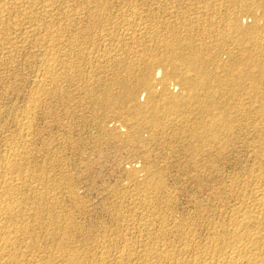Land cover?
Listing matches in <instances>:
<instances>
[{
  "label": "rangeland",
  "instance_id": "obj_1",
  "mask_svg": "<svg viewBox=\"0 0 264 264\" xmlns=\"http://www.w3.org/2000/svg\"><path fill=\"white\" fill-rule=\"evenodd\" d=\"M8 1L9 0H0V27L2 25L0 28V44H2L0 45V178H3L2 181L5 179H8V181L11 180L14 184L15 190L13 191L14 193H12L13 195L10 196V198H12L11 201H15V203L17 200L23 201L17 202L19 203V205H17L19 206V209L17 210L20 216L17 215L18 212H16L17 214L15 212V214H9L11 215L10 217L7 215L9 218L5 216L7 222L5 221L6 223H4V225H8L7 228L9 230H13L17 225H19L18 227L23 226L22 228H24V226L27 228L28 226L27 229L32 231L35 235L34 236L28 231V234L21 232L23 237L21 233L20 235L18 233V236L16 234L17 238L22 237V240L17 239L14 235V239L11 237V243L14 244L13 248L15 247L14 252L18 255L16 264H31L40 261V264H50L52 261V264H54V261L58 258L59 259L58 261H55V264H57V262L60 264L61 259L71 257L72 254L76 255V257H78L77 260H81L80 262L82 264H86V262L87 264H105L106 262V264H117V262L120 264L119 262L122 260L123 262L121 264H138L140 261L143 264H154L150 263L152 259H154L153 262L156 261L155 264H157V261H159L158 264H161L160 261L162 259L160 257L162 256L160 255L162 251L163 253L167 251L168 254L173 256L172 262H170L173 264L180 260L193 261L197 255H202L212 240L216 238V236L218 237L217 234L220 233L222 229L229 227L232 222V217L234 218L233 220H235L244 216L245 212L252 209L253 203L256 202L254 200L257 199L256 197L259 193L258 190L261 191L264 189V48L262 49L263 51L261 50L260 52L254 53V58L257 55L255 58L256 60H254V63H250L249 67L247 66L248 70L253 73L248 72L247 75L245 74V76H243V73V75L241 73L239 75V70V72L234 70L235 74H232L234 76H231V79L236 80H233L234 83H236L234 87V89H236L233 92L228 89V91L225 92L226 94L224 97L226 96L225 99L230 101H227L228 104L230 103L228 107L231 105L230 108L233 107L232 111L234 113L231 111L230 115H232V118H229V124L230 126L232 125L231 129L234 128V130L231 131L232 133L230 132L228 134V136H230H226V138L225 136H220L219 140L204 138L192 142V140L187 137L189 135L187 131L179 130L180 122L182 123L183 120L180 118L181 112L176 115L174 114L173 117L170 116L169 118H164L166 128H153V126L151 125V127L147 122L148 120L150 121L149 117L151 112H148V114L145 112L146 114L144 113L143 115L138 116L139 118H135V116L128 111L130 104L124 105L122 110L119 111L111 108L108 111L104 110L103 112V110L98 107L100 100H97L100 98V95L103 93L105 94V92H108L109 94L112 93L111 95L113 96L121 94L122 87L118 83L119 80L124 83H134L139 79L138 77H141L142 73L141 70H143L144 65L148 63H146V61L154 62V59L157 60L162 57V54H164V52L161 51L162 46L160 45L165 42L164 40L171 41L175 38L178 40V38L182 39V37L183 39H187V36L188 39L191 38V40L195 38L194 40L197 41V45H203L204 48L210 49L211 53H213L211 50H215L214 53H219V56L222 54L220 51H226V49V52L233 51L231 53H236L237 55L235 54V57L237 58L230 57V55L223 52L226 57L221 55L222 57L220 58L222 60H220L222 62L224 61L225 65L228 64L229 66L230 64L232 67L233 64L231 63L234 62L236 65H246V63H244L246 61L244 60H247L248 56L242 55V59L240 51L238 52V50H241V48L247 49L249 47V39H242L243 41L239 43L240 49L238 46H234L231 41V32L225 23L236 14V19H238V22H241H239L241 27L249 28L248 26L250 25V28H253L252 22L253 19H255L254 26L258 27L259 31L263 30L261 35L264 36V28L262 29V27H264V20L262 19L264 15V0L263 2L262 0H240L241 2L239 0H107V2H104V0H43L44 4L42 0H26L27 2L24 0H10L9 3H6ZM246 1L250 2L247 3ZM251 1L252 4L249 5ZM100 2L101 4L103 2L107 4L104 5L103 3L101 6ZM253 2L258 4L256 5L257 7L255 5V7L253 6ZM42 4L44 7H41ZM247 5L249 8H247ZM2 6L5 9H3ZM25 6H28V8ZM45 6L47 8H45ZM252 6L255 9H253ZM29 7L31 8V11ZM6 8L9 10V14ZM50 8H52V10ZM35 9L36 12H34ZM96 9L99 11L101 9V13ZM250 9L253 10L250 12ZM23 10L26 11L24 12ZM102 12H104V14ZM22 13L25 14L22 16ZM105 13L108 14L107 18H109L107 19V23L103 21L106 20L105 18L100 20L103 16L107 15ZM249 13L251 16L258 18L253 17L252 19L251 16L247 17ZM28 14H31V16L28 17ZM46 14L47 17H45ZM97 14H100L98 15V18ZM63 15H65L66 19L63 18ZM109 15H112V17ZM260 17H262V20L259 19ZM19 18L23 20L21 21ZM39 18L43 19L40 20ZM95 18L98 20L95 21ZM257 19L258 21H256ZM31 20L32 25L30 24ZM99 20L101 22H99ZM17 21L21 23V25L18 24ZM110 21L115 23V25L111 24ZM117 21L118 24L116 23ZM204 21H206L207 25H204ZM103 22L104 26L106 25L107 28L101 24ZM53 23L54 26H52ZM88 25L91 26L92 31L90 30V27L88 28ZM136 25L139 26V28ZM203 25L205 31L204 27H202ZM93 26H95V28ZM219 26H224L223 28L225 30ZM3 27L4 29H2ZM15 27L18 29L16 30ZM208 28L211 30L215 28V30H212L211 32ZM50 29H52V31H50ZM202 30L205 33H202ZM84 31H86L87 34ZM134 31L136 32L134 33ZM215 31H218L222 36L224 35V38H221L222 36L217 32L215 33ZM11 32L13 33L11 34ZM10 34L12 39L10 38ZM13 34L17 35L15 36ZM216 35L220 39L217 38ZM212 37L218 41L216 42V45L214 43L215 40H213ZM199 38L202 39L201 43L203 42L205 45L199 42ZM244 38L248 37L245 35ZM211 39L212 41L210 42ZM11 40H13V44ZM194 40L192 41L195 45ZM244 41H246L247 45ZM198 42L200 44H198ZM225 44L228 46H222ZM209 46L211 48H209ZM228 47H231L232 49ZM217 48L221 49L219 50ZM234 48L239 54L233 50ZM146 54L148 56L145 57ZM144 57L149 60H145ZM142 59L145 60V62ZM229 60L230 62H225ZM234 60H237V62ZM256 61L257 64L260 62L261 64L257 65L255 63ZM222 62L220 63V66H224V63ZM130 64L132 67H130ZM138 64L139 67L141 66L140 72L138 70ZM250 66L252 68H250ZM253 66L258 68L260 66L261 70L258 68L253 69ZM226 67H220L219 70L217 69L220 77H224L225 72L227 75L229 69ZM245 67L246 66H244V68ZM242 68L243 66L241 69ZM132 69L133 71H131ZM223 70L225 71L224 73ZM162 72L163 71L160 69H157L154 73V79H159ZM250 74L255 76H250ZM246 76L248 78H246ZM255 80L261 87L257 83H254ZM241 81L245 82V85H243ZM241 87H243V89ZM177 89L178 88L175 84L172 83L171 90L176 92ZM252 89L255 91H252ZM140 95L141 100H139L144 103L146 94L141 91ZM222 95L223 94H221V96ZM227 95H230L229 98ZM245 98H248L249 100ZM241 103L243 105H241ZM239 104L242 106H239L240 109L242 108V113L237 112L240 111L237 106ZM246 106L251 107V110ZM234 108L235 110L237 109V111H235ZM259 108H261V110H259ZM244 110L246 111L244 113L247 114V116L243 113ZM120 111L121 113H119ZM248 111L252 113L249 115ZM255 113L259 114L254 115ZM234 114L237 115L234 116ZM243 115L244 117H242ZM124 116L127 118L126 120ZM251 117H253V120L250 119ZM141 121L144 122L142 123ZM136 122L142 124L139 125L136 124ZM192 122H194V119ZM222 127V125H215L214 129L216 131ZM158 129L159 131H157ZM176 129L181 133L179 132L176 134ZM129 132L131 133V138L125 136ZM182 132H185V135ZM152 137L155 140L152 139ZM225 141L229 143L225 144ZM223 142L225 145L222 144ZM230 142H233L234 144ZM8 144L9 146H6ZM191 144L193 146L196 144L194 147L197 148L202 146V149L200 148L201 151H198L199 149L193 151L191 149V147H193ZM205 144L208 146L207 148H205ZM10 147L13 149L11 148V150ZM203 147L205 148V151ZM3 152L4 154H2ZM202 152H204L203 156H201ZM11 153L14 154V158L18 157L15 158L18 166L12 173H10L13 176L10 174V176H6L8 174L4 176L3 165H5L7 160L5 157L9 158ZM260 156L263 157L262 160V157ZM3 157L6 160H4ZM1 169L3 171H1ZM15 171L17 172L15 173ZM9 177H12V179ZM259 177L262 178L260 179ZM1 179L0 186H5L4 181L2 182ZM259 181H261V183ZM3 187L0 189H3ZM20 194L21 196H19ZM0 195L1 199L3 195L1 191ZM23 197L30 200L27 199L24 203ZM28 201L29 203L27 205L26 202ZM45 202H47V204ZM32 203H34V205L36 204V206ZM247 204L249 206H247ZM42 205L45 208L48 207L45 213V208ZM246 206L248 208L250 207V209L247 210ZM29 207L30 210L32 208V211L29 210ZM24 209H27L28 212ZM19 210H22L23 215H21L22 213ZM34 210L40 212L37 211L38 216L35 215L36 213L34 212L35 214L32 217ZM52 212H54V214ZM42 213H44V216ZM48 213L49 215H47ZM39 214H41V216H39ZM62 214L70 216L65 217L62 216ZM249 214L253 215L254 213L251 212ZM46 215L50 219L46 217ZM21 216H23L24 219L22 222L28 221L26 223H30L31 225L22 223ZM25 216L29 218H26ZM53 216L58 218L55 220V217L53 219ZM14 217L21 218L17 219ZM34 219H38V222ZM8 220H10L12 225L15 223L13 225L15 226L14 228H12L13 226ZM58 220L59 222L61 221L60 224ZM63 220L68 221L65 223ZM72 221L73 223H71ZM33 223H36L37 225H33ZM38 223H43L41 225L42 228ZM66 225L69 226L63 227ZM73 225L76 227H73ZM180 225L181 227L183 226L182 230L181 227H179ZM69 227L74 229L71 228L72 230H70ZM48 228L50 229L48 230ZM56 228L58 229L56 230ZM37 229H39L38 235L37 233H34ZM63 230L66 231L63 232ZM215 230L220 231L217 232ZM44 231L49 237L44 234ZM71 231L72 234L70 233ZM74 231H77L78 233H75ZM49 232H51L52 235L54 234L53 238ZM68 232L72 238H69ZM154 235H157V237ZM33 236L37 241L36 244L39 246L35 245L36 241L34 239L31 240ZM38 236L41 238V243L40 241L38 242ZM27 239L33 242L30 243ZM13 240L17 243L13 242ZM70 241H74L75 244H70ZM24 242L27 246L23 244ZM18 243L23 245H19ZM28 243H30L31 246ZM45 243H50V245L48 244L49 246L44 248L45 245L47 246ZM62 243L63 246L68 245L66 246L68 250L66 247L62 246ZM28 246H30V248L34 246V248L28 249ZM41 246H43V250L40 251L39 249ZM72 246H76V248L78 247V250L75 247L74 250ZM50 247L54 248H51L50 250ZM60 247L63 248L61 249ZM188 247L189 249H187ZM16 248H18V250ZM60 249L61 251L66 249L63 251L65 253L62 252V254H60ZM36 250L39 251L40 254L39 252L35 253L37 252ZM44 250H46V253ZM47 250L49 251L47 252ZM152 250L154 252H152ZM79 251H83L82 253L85 254L82 255ZM42 252L47 255L44 256ZM157 252L161 253L157 254ZM94 253L95 255L93 256ZM147 253L149 256H153L152 254H157L158 256L154 255L151 257V260H149L150 258L147 259ZM19 254H21L23 258H21ZM52 254L54 257L58 254V258H56V256L55 259ZM91 254L92 256H90ZM96 254L102 256L104 260L101 257L96 258L98 257ZM122 254H126V258H123L124 255ZM144 254L147 255L145 256ZM79 255H81V257ZM105 255H107L106 258ZM119 255H122L123 257L120 258L121 256ZM28 256L31 257L28 258ZM36 256L39 257V259H37ZM199 256H197V258H199ZM34 258H36L37 261ZM85 258H87V261ZM91 258L93 261L96 258L95 262L91 261ZM189 258L191 259L189 260ZM29 259H32V262ZM136 259H138L139 262ZM97 260H99V262H97ZM107 260L110 262L108 263ZM173 260L176 261L174 262ZM46 261L50 263H46ZM62 261L61 264H67L69 262L68 260L65 262ZM103 261L105 262L103 263ZM163 261L164 260H162V263L164 264ZM80 262L76 261L75 263L74 261L69 262L68 264H81Z\"/></svg>",
  "mask_w": 264,
  "mask_h": 264
},
{
  "label": "bare ground",
  "instance_id": "obj_2",
  "mask_svg": "<svg viewBox=\"0 0 264 264\" xmlns=\"http://www.w3.org/2000/svg\"><path fill=\"white\" fill-rule=\"evenodd\" d=\"M4 1H6V0H4ZM10 1V0H9ZM9 1L8 2H6V3H9ZM13 1V0H12ZM15 1V0H14ZM18 1V0H17ZM16 1V3L18 4V2ZM24 1H26V0H24ZM49 1V0H48ZM97 1V0H96ZM114 1V0H113ZM112 1V2H113ZM240 1V0H239ZM253 1V0H252ZM252 1H251V3H249V5L250 4H252ZM261 1V0H260ZM22 2V1H21ZM27 2V1H26ZM25 2V3H26ZM42 2H43V0H42ZM104 2H107V0L105 1L104 0ZM103 2V3H104ZM241 2V1H240ZM245 2V1H244ZM247 2V1H246ZM248 2H250V1H248ZM247 2V3H248ZM257 2V1H256ZM262 2H263V0H262ZM4 3V2H3ZM11 3V2H10ZM19 3H20V1H19ZM45 3H47V2H45ZM50 3V2H49ZM48 3V4H49ZM103 3L101 4V2H100V4H101V6L103 5ZM243 3V2H242ZM254 3V2H253ZM258 3V2H257ZM257 3H254L253 4V6L255 5H258ZM12 4V3H11ZM10 4V5H11ZM15 4V3H14ZM24 4V3H23ZM27 4V3H26ZM31 4V3H30ZM29 4V5H30ZM43 4H44V2H43ZM43 4L41 5V7L43 6ZM52 4H54V3H52ZM98 4V3H97ZM100 4H98V5H100ZM107 4V3H106ZM105 3H104V5H106ZM239 4V3H238ZM259 4H261V3H259ZM264 4V3H263ZM4 5V4H3ZM9 5V4H8ZM13 5V4H12ZM32 5V4H31ZM35 5H36V3H35ZM211 5H213V4H211ZM262 5V4H261ZM260 5V6H261ZM1 6V5H0ZM15 6V5H14ZM16 6H19V5H16ZM20 6H24V5H20ZM51 6V5H50ZM73 6V5H72ZM91 6V5H90ZM222 6H224V5H222ZM253 6H252V8H253ZM254 6V7H255ZM264 6V5H263ZM262 6V7H263ZM5 7H6V5H5ZM9 7V6H8ZM7 7V8H8ZM25 7H27L28 8V6H25ZM25 7H23V8H25ZM32 7V6H31ZM44 7V6H43ZM257 7V6H256ZM259 7V6H258ZM2 8H3V6H2ZM6 8V9H7ZM30 8V7H29ZM34 8H35V6H34ZM37 8V7H36ZM45 8H47L46 6H45ZM209 8V7H208ZM218 8V7H217ZM247 8H249L248 7V5H247ZM246 8V9H247ZM251 8V7H250ZM261 8V7H260ZM3 9H5V8H3ZM51 10H52V8H50ZM49 9V10H50ZM69 9H70V7H69ZM93 9V8H92ZM104 9V8H103ZM107 9V8H106ZM112 9V8H111ZM114 9H116V8H114ZM120 9V8H119ZM122 9V8H121ZM207 9V8H206ZM227 9V8H226ZM243 9H244V7H243ZM253 9H255V8H253ZM253 9H250V12H251V10H253ZM21 10V9H20ZM29 10V9H28ZM32 10H34V9H32ZM44 10H46V9H44ZM67 10V9H66ZM97 10V9H96ZM126 10V9H125ZM249 10V9H248ZM7 11H8V14H9V10L7 9ZM11 11V10H10ZM12 11H13V9H12ZM14 11H15V9H14ZM17 11H19V10H17ZM24 11V10H23ZM26 11V10H25ZM24 11V12H25ZM30 11H31V8H30ZM41 11L43 12V10L41 9ZM62 11V10H61ZM63 11H65V10H63ZM95 11V10H94ZM93 11V12H94ZM97 11H99V10H97ZM234 11V10H233ZM243 11V10H242ZM261 11V10H260ZM19 12H21V11H19ZM34 12H36V9H35V11ZM33 12V13H34ZM45 12V11H44ZM56 12V11H55ZM66 12H68V11H66ZM100 13H101V9H100V11H99ZM98 12V13H99ZM105 12V11H104ZM104 12H102L103 14H104ZM124 12V11H123ZM126 12H128V11H126ZM168 12V11H167ZM205 12V11H204ZM231 12H232V9H231ZM235 12V11H234ZM245 12V11H244ZM253 12V11H252ZM258 12H259V9H258ZM32 13V14H33ZM39 13V12H38ZM38 13H36V14H38ZM47 13H48V11H47ZM65 13V12H64ZM209 13V12H208ZM211 13V12H210ZM213 13V12H212ZM215 13V12H214ZM242 13V12H241ZM254 13H255V11H254ZM12 14V13H11ZM20 14V13H19ZM23 14H25V13H22V16H23ZM35 14V13H34ZM40 14V13H39ZM49 14V13H48ZM61 14V13H60ZM105 14H107V13H105ZM120 14V13H119ZM118 14V15H119ZM185 14V13H184ZM248 14V13H247ZM246 14V15H247ZM98 15H100V14H97V18H98ZM102 15V14H101ZM141 15V14H140ZM231 15V14H230ZM246 15H244V16H246ZM252 15H253V13H252ZM20 16V15H19ZM26 16V15H25ZM29 16H31V14L29 15L28 14V17ZM37 16V15H36ZM43 16H45V15H43ZM43 16H40V17H43ZM59 16V15H58ZM79 16V15H78ZM103 16V15H102ZM107 16H108V14L106 15V16H103V18H101L100 20H102V19H106V20H103V21H105V23H107L108 21H107V19H109V18H107ZM109 16H111L112 17V15H109ZM125 16V15H124ZM150 16V15H149ZM201 16V15H200ZM200 16H198V17H200ZM216 16V15H215ZM238 16V15H237ZM250 17L251 16V14L249 13V15H247V17ZM256 16H257V13H256ZM262 16V15H261ZM3 17V16H2ZM34 17V16H33ZM45 17H47V14H46V16ZM68 17V16H67ZM70 17V16H69ZM73 17V16H72ZM95 17V16H94ZM93 17V18H94ZM127 17V16H126ZM139 17V16H138ZM175 17V16H174ZM181 17H182V15H181ZM190 17V16H189ZM198 17H197V19H198ZM231 17H232V15H231ZM233 17H235V18H233ZM233 19L232 18H230V19H228L227 21H226V23L225 24H227L226 26H228L227 28H229V31L231 32L230 34H231V41H232V43H233V45L234 46H238L239 47V49H240V45H239V43L241 42V41H243L242 39H249V43H248V41H247V43L249 44V47L247 48V49H242L241 48V50H238V52L240 51V55L242 56V55H247L248 56V58H247V60H244V61H246V62H244V63H246V65H242V64H235V62L234 63H231V64H233L232 65V67H231V65L229 64V66H228V64H226L225 65V63H224V61L222 62L221 60V58L220 57H222V56H225L224 55V53L225 54H227V55H230V57L232 56V57H235L236 55L234 54V53H231V52H233V51H228V52H226L227 51V49H226V51H220L221 53V55L219 56V53H214L215 52V50L213 51V50H211L213 53H211L210 52V49H208V48H204L203 47V45L202 46H200V45H197V41L196 40H194V39H192V40H194V42H195V45H194V43H193V41L191 40V38L190 39H188V36L186 37L187 39H183V37H182V39H180V38H178V40H177V38H175V39H172L171 41L170 40H164L163 42L164 43H162V44H160L161 46H162V50H161V48H160V50L161 51H163L164 52V54H162V57L161 58H159V59H154V62H151V61H146V65H144V69L143 70H141L140 69V67H139V64L137 65L138 67H139V72H140V70H141V77H138L139 79H137V77H136V81L134 82V83H124V82H122L121 80H119V85L122 87V92H121V94H117L116 96L114 95H111V94H109L108 92L106 93L105 92V94L103 93V94H101L100 95V98H98V100L97 101H99L100 103H98L99 104V106L98 107H100L102 110H103V112H104V110L106 111H108L109 109H111V108H113V109H117L118 111L119 110H122V107L124 106V105H129L130 104V106H129V110L128 111H130V113L133 115V116H135V118L136 117H138V116H141V115H143L145 112H147V114H148V112H151L150 113V121L148 120L147 122H148V125L150 124V126L152 125L153 126V128H155V127H161L162 129L163 128H166V123H165V119L164 118H169L170 116H172L173 117V115L175 114H178L179 112H181V117L180 118H182L181 120H182V123L180 122V125H179V130L180 131H187L188 132V136L187 137H189L191 140H192V142L193 141H197V140H200V139H204V138H211V139H213V140H219L220 139V136H225V138H226V136H228V134L231 132V131H233L234 130V128L233 129H231V126H230V121H229V118L232 116V115H230L231 114V111H232V109H233V107L232 108H230V107H228L229 106V104H228V102H230V101H228L227 99H225L226 98V96L224 97V95L226 94L225 92L226 91H228V89H230L232 92L236 89H234V87H235V85H236V83H234V81H236V80H234V79H231V76H234V75H232V74H235L234 73V70L236 71H238L239 72V75H240V73L243 75V76H245V74L247 75V73L248 72H250V73H253V72H251V71H249L248 70V67H249V65H250V63H254V60H256L255 58L257 57V55H256V57L254 58V53H257V52H260L263 48H264V36H262L261 35V33H262V31L260 32L259 31V29H258V27H255L254 26V20L255 19H253V17L254 16H251V18L253 19V28H250V25L248 26L249 28H243V27H241V25L239 24V22H238V19H236V14L235 15H233ZM18 18V17H17ZM50 18V17H49ZM52 18V17H51ZM62 18V17H61ZM63 18H65V15H63ZM100 18V17H99ZM137 18V17H136ZM171 18V17H170ZM194 18V17H193ZM212 18V17H211ZM241 18V17H240ZM254 18H258V17H254ZM262 17H260L259 19H261ZM3 19V18H2ZM7 19V18H6ZM5 19V20H6ZM20 20H21V18H19ZM30 19V18H29ZM38 19V18H37ZM40 20H42L41 18H39ZM46 19V18H45ZM53 19V18H52ZM66 19V18H65ZM96 19V18H95ZM114 19V18H113ZM121 19V18H120ZM129 19V18H128ZM188 19H190V18H188ZM215 19V18H214ZM227 19V18H226ZM263 20H264V15H263V18H262ZM261 19V20H262ZM5 20H4V22H5ZM23 20V19H22ZM21 20V21H22ZM25 20H27V19H25ZM34 20V19H33ZM98 19H96L95 21H97ZM99 20V22H101ZM110 20H112V19H110ZM125 20V19H124ZM144 20V19H143ZM170 20V19H169ZM209 20V19H208ZM211 20V19H210ZM216 20V19H215ZM241 20V19H240ZM51 21V20H50ZM69 21V20H68ZM91 21V20H90ZM93 21V20H92ZM145 21V20H144ZM174 21V20H173ZM212 21V20H211ZM222 21V20H221ZM256 21H258V19L256 20ZM18 22V21H17ZM29 22V21H28ZM70 22V21H69ZM111 22V21H110ZM115 22V21H114ZM120 22V21H119ZM153 22V21H152ZM162 22V21H161ZM185 22V21H184ZM188 22V21H187ZM198 22V21H197ZM205 22V24L204 25H207V23H206V21H204ZM213 22V21H212ZM224 22V21H223ZM222 22V23H223ZM8 23H9V21H8ZM8 23H7V26H8ZM26 23V22H25ZM32 23V20L30 21V24ZM49 23V22H48ZM95 23V22H94ZM117 24H118V21L116 22ZM129 23V22H128ZM141 23V22H140ZM164 23V22H163ZM165 23H167V22H165ZM200 23V22H199ZM241 23V22H240ZM1 24V23H0ZM2 24H3V22H2ZM18 24H20L21 25V23H19L18 22ZM24 24V23H23ZM22 24V25H23ZM43 24V23H42ZM101 24H103V26H104V22L103 23H101ZM108 24H110V23H108ZM111 24H114L115 25V23H113V22H111ZM116 24V25H117ZM137 24V23H136ZM148 24V23H147ZM160 24V23H159ZM171 24V23H170ZM202 24V23H201ZM212 24V23H211ZM258 24V23H257ZM256 24V25H257ZM6 25V24H5ZM10 25H11V22H10ZM15 25H16V23H15ZM28 25V24H27ZM32 25V24H31ZM30 25V26H31ZM40 25V24H39ZM91 25V24H90ZM90 25H88V28L90 27V30H91V26ZM127 25V24H126ZM142 25V24H141ZM174 25V24H173ZM184 25V24H183ZM182 25V26H183ZM193 25H195V24H193ZM204 25L202 26V27H204ZM213 25V24H212ZM211 25V26H212ZM217 25V24H216ZM221 25V24H220ZM223 25H224V23H223ZM262 25V24H261ZM13 26V25H12ZM18 26V25H17ZM52 26H54V23H53V25ZM51 26V27H52ZM96 26V25H95ZM95 26H93L94 28H95ZM99 26H100V24H99ZM137 26V25H136ZM163 26V25H162ZM168 26V25H167ZM178 26V25H177ZM197 26V25H196ZM225 26V25H224ZM223 26V27H224ZM260 26V25H259ZM1 27H2V25H1ZM0 27V28H1ZM10 27V26H9ZM8 27V28H9ZM47 27V26H46ZM50 27V28H51ZM97 27V26H96ZM105 28H107L106 27V25L104 26ZM124 27V26H123ZM138 28H139V26H137ZM152 27V26H151ZM159 27V26H158ZM172 27V26H171ZM170 27V28H171ZM184 27V26H183ZM195 27V26H194ZM214 27V26H213ZM212 27V28H213ZM219 27H221V26H219ZM223 27H221L223 30H225ZM7 28V27H6ZM5 28V29H6ZM10 28H12V27H10ZM14 28V27H13ZM16 28V30L18 29L17 27H15ZM20 28V27H19ZM28 28V27H27ZM84 28V27H83ZM94 28H92V29H94ZM104 28V29H105ZM110 28V27H109ZM118 28V27H117ZM146 28V27H145ZM148 28V27H147ZM173 28V27H172ZM185 28V27H184ZM191 28V27H190ZM207 28V27H206ZM209 28H210V22H209ZM208 28V29H209ZM218 28V27H217ZM264 27H262V29H263ZM2 29H4V27L2 28ZM31 29V28H30ZM48 29V28H47ZM126 29V28H125ZM128 29V28H127ZM135 29V28H134ZM151 29V28H150ZM168 29V28H167ZM194 29V28H193ZM198 29V28H197ZM203 29V28H202ZM10 30V29H9ZM15 30V29H14ZM96 30V29H95ZM102 30V29H101ZM120 30V29H119ZM129 30V29H128ZM136 30V29H135ZM142 30V29H141ZM144 30H146V29H144ZM149 30V29H148ZM147 30V31H148ZM182 30V29H181ZM211 32H212V30H215V28L214 29H209ZM208 30V31H209ZM228 30V29H227ZM11 31V30H10ZM49 31V30H48ZM50 31H52V29H50ZM62 31V30H61ZM92 31V30H91ZM133 31V30H132ZM138 31H140V30H138ZM186 31V30H185ZM184 31V32H185ZM203 31V30H202ZM204 31H205V27H204ZM202 32V33H205V32ZM220 31H222V30H220ZM67 32V31H66ZM84 32H86V31H84ZM83 32V33H84ZM113 32V31H112ZM119 32V31H118ZM136 31H134V33H135ZM188 32V31H187ZM207 32V31H206ZM218 33V31H215V33ZM226 32V31H225ZM13 32H11V34H12ZM25 33V32H24ZM102 33V32H101ZM100 33V34H101ZM104 33V32H103ZM110 33V32H109ZM117 33V32H116ZM130 33H132V32H130ZM192 33V32H191ZM214 33V32H213ZM222 33H224V32H222ZM221 33V34H222ZM264 33V32H263ZM2 34V33H1ZM11 34H10V38H11ZM86 34H87V32H86ZM107 34V33H106ZM115 34V33H114ZM126 34V33H125ZM128 34V33H127ZM151 34V33H150ZM200 34V33H199ZM198 34V35H199ZM206 34H208V33H206ZM210 34V33H209ZM219 35H220V33H218ZM226 34V33H225ZM6 35V34H5ZM8 35H9V33H8ZM13 35H15V34H13ZM17 35V34H16ZM15 35V36H16ZM96 35H98V34H96ZM103 35H105V34H103ZM102 35V36H103ZM115 35H117V34H115ZM131 35V34H130ZM183 35V34H182ZM192 35V34H191ZM194 35V34H193ZM202 35V34H201ZM204 35V34H203ZM215 35V34H214ZM245 35L248 37V38H244L245 37ZM264 35V34H263ZM3 36V35H2ZM91 36H93V35H91ZM172 36V35H171ZM174 36V35H173ZM220 36H222V35H220ZM224 36V35H223ZM221 37V38H224V37ZM227 36V35H226ZM6 37V36H5ZM4 37V38H5ZM80 37V36H79ZM94 37V36H93ZM98 37V36H97ZM101 37V36H100ZM114 37V36H113ZM144 37V36H143ZM167 37V36H166ZM190 37V36H189ZM201 37V36H200ZM207 37H208V35H207ZM206 37V38H207ZM216 37H217V35H216ZM229 37V36H228ZM227 37V38H228ZM1 38V37H0ZM4 38H2V39H4ZM7 38V37H6ZM5 38V39H6ZM40 38V37H39ZM77 38V37H76ZM122 38H124V37H122ZM174 38V37H173ZM209 38V37H208ZM213 38V37H212ZM217 38H219V37H217ZM226 38V37H225ZM8 39V38H7ZM6 39V40H7ZM12 39V38H11ZM89 39V38H88ZM140 39V38H139ZM146 39V38H145ZM144 39V40H145ZM165 39H167V38H165ZM200 39V38H199ZM204 39V38H203ZM220 39V38H219ZM230 39V38H229ZM10 40V39H9ZM72 40V39H71ZM93 40V39H92ZM91 40V41H92ZM143 40V39H142ZM201 40L202 39H200V43H201ZM207 40V39H206ZM205 40V41H206ZM213 40H215L214 38H213ZM222 40V39H221ZM225 40V39H224ZM228 40V39H227ZM5 41V40H4ZM133 41V40H132ZM212 41V39L210 40V42ZM223 41V40H222ZM6 42V41H5ZM9 42V41H8ZM11 42H12V44H13V40H11ZM14 42H15V40H14ZM89 42V41H88ZM128 42V41H127ZM136 42V41H135ZM198 42V44H200ZM207 42V41H206ZM209 42V41H208ZM216 42H218V41H216L215 40V45H216ZM224 42V41H223ZM222 42V43H223ZM227 42V41H226ZM245 42V44H246V41H244ZM140 43V42H139ZM203 43V42H202ZM201 43V44H202ZM221 43V44H222ZM225 43V42H224ZM230 43V42H229ZM243 43V42H242ZM8 44V43H7ZM6 44V45H7ZM11 44V43H10ZM9 44V45H10ZM12 44H11V46H12ZM45 44V43H44ZM133 44V43H132ZM204 44V43H203ZM208 44V43H207ZM213 44V43H212ZM219 44V43H218ZM231 44V43H230ZM244 44V45H245ZM0 45H2V44H0ZM205 45V44H204ZM210 45H211V43H210ZM214 45V44H213ZM220 45V44H219ZM247 45V44H246ZM222 46H228V45H222ZM5 47V46H4ZM4 47H2V48H4ZM7 47H8V45H7ZM10 47V46H9ZM149 47V46H148ZM157 47V46H156ZM160 47V46H159ZM215 47V46H214ZM221 47V46H220ZM233 47V46H232ZM235 47V48H236ZM1 48V47H0ZM6 48V47H5ZM11 48V47H10ZM209 48H211L210 46H209ZM222 48V47H221ZM221 48H217V49H221ZM228 48H231V47H228ZM235 48L233 49V50H235ZM244 48V47H243ZM232 49V48H231ZM145 50V49H144ZM223 50H224V48H223ZM4 51V50H3ZM5 51H6V49H5ZM142 51V50H141ZM154 51V50H153ZM263 51V50H262ZM11 52V51H10ZM52 52H54V51H52ZM51 52V53H52ZM151 52V51H150ZM160 52V51H159ZM211 54H210V53ZM224 52V53H223ZM235 52H237L236 50H235ZM237 52V53H238ZM139 53V52H138ZM157 53V52H156ZM150 54V53H149ZM239 54V53H238ZM263 54H264V52H263ZM113 55V54H112ZM142 55V54H141ZM152 55H154V54H152ZM211 55H212V57H211ZM260 55V54H259ZM11 56V55H10ZM122 56V55H121ZM139 56V55H138ZM146 56H148L147 54L145 55V57ZM151 56V55H150ZM149 56V57H150ZM159 56V55H158ZM56 57V56H55ZM142 57V56H141ZM145 57H144V59H145ZM154 57V56H153ZM152 57V58H153ZM226 57V56H225ZM228 57V56H227ZM261 57H262V53H261ZM261 57H259V58H261ZM125 58V57H124ZM224 58V57H223ZM235 58H237V57H235ZM242 59H243V56L241 57ZM240 58V59H241ZM116 59V58H115ZM148 59V58H147ZM147 59H145V60H147ZM150 59H151V57H150ZM221 59V60H220ZM228 59H229V57H228ZM238 59H239V56H238ZM143 60V59H142ZM145 60H143L144 62H145ZM149 60V59H148ZM226 60V59H225ZM231 60H233V59H231ZM263 60H264V58H263ZM234 61H236L237 62V60H234ZM262 61V60H261ZM141 62V61H140ZM156 62V63H155ZM224 63V66H220V63ZM225 62H230V60L229 61H225ZM243 62V61H242ZM3 63V62H2ZM239 63V62H238ZM256 64H257V61L255 62ZM141 64V63H140ZM144 64V63H143ZM259 65L261 64V62L260 63H258ZM257 64V65H258ZM252 65V64H251ZM254 65V64H253ZM128 66H129V64H128ZM226 66H228V67H226ZM243 66V68L241 69V67ZM244 66H246L245 68H244ZM248 66V67H247ZM130 67H132L131 66V64H130ZM220 67H223V68H227V69H229V71H227L228 73H227V75H226V72L223 70V73L226 75H224V77L222 76V77H220L219 75H218V72H217V69L219 70L220 69ZM255 66H253V69H256V68H258V67H255ZM50 68V67H49ZM53 68V67H52ZM133 68H134V66H133ZM135 68V69H136ZM231 68V69H230ZM250 68H252L251 66H250ZM157 69H160L161 71H163L162 72V74H161V76H160V78L159 79H154V77H155V75H154V73L157 71ZM213 69H215V70H213ZM258 69H260V66H259V68ZM137 70V71H138ZM250 70H252V69H250ZM261 70V69H260ZM260 70H259V72H260ZM131 71H133V69L131 70ZM222 71V70H221ZM236 71V72H237ZM49 72V71H48ZM136 72V71H135ZM217 72V73H216ZM133 73V72H132ZM137 74V73H136ZM255 74H256V72H255ZM221 75V74H220ZM253 75V74H252ZM251 74H250V76H252ZM253 76H255V75H253ZM57 78H59V77H57ZM234 78V77H233ZM237 78V77H236ZM242 78V77H241ZM246 78H248L247 76H246ZM251 78V77H250ZM255 78H257V77H255ZM258 79V78H257ZM55 80H57V79H55ZM234 80V81H233ZM241 80V79H240ZM250 81H252L251 79H249ZM3 81V80H2ZM238 81V80H237ZM133 82V81H132ZM240 82V81H239ZM239 82H238V84H239ZM254 82V81H253ZM172 83H174L175 84V86L178 88L177 89V91L176 92H174V91H172L171 90V86H172ZM241 83H243V85H245L244 83L245 82H243V81H241ZM251 83V82H250ZM254 83H257L258 85H259V83L258 82H256V80H255V82ZM41 84V83H40ZM44 85V84H43ZM242 85V86H243ZM252 85V84H251ZM238 86V85H237ZM255 86H256V84H255ZM260 86V85H259ZM43 87V86H42ZM45 87V86H44ZM251 87V86H250ZM261 87V86H260ZM232 88H233V90H232ZM242 89H243V87H241ZM252 88V87H251ZM240 89V88H239ZM254 89V88H253ZM252 89V91H255V90H253ZM141 91H143V93H145L146 95H145V102L144 103H142V101H140L141 100ZM258 91V90H257ZM230 92V91H229ZM231 93V92H230ZM221 94H223L222 96H221ZM236 94V93H235ZM234 94V95H235ZM237 95V94H236ZM243 95V94H242ZM247 95V94H246ZM257 95V94H256ZM228 96V95H227ZM230 96V95H229ZM229 96H228V98H229ZM233 96V95H232ZM255 96V95H254ZM258 96V95H257ZM256 97V96H255ZM231 98V97H230ZM140 99V100H139ZM245 99H248V98H245ZM234 100H235V98H234ZM237 100V99H236ZM249 100V99H248ZM228 101V102H227ZM239 102V101H238ZM251 102V101H250ZM228 105H227V104ZM97 104V105H98ZM233 105H234V103H233ZM241 105H243L242 103H241ZM240 104L239 105H237L238 107L239 106H241ZM264 105V104H263ZM235 106V105H234ZM254 106V105H253ZM242 107V106H241ZM247 107V106H246ZM260 107V106H259ZM247 108H251V107H247ZM256 108V107H255ZM254 108V109H255ZM239 109H240V107H239ZM242 109V108H241ZM241 109H240V111H237V109L235 110V108H234V110L235 111H237V112H241ZM245 109V108H244ZM117 110H116V112H117ZM248 110V109H247ZM251 110V109H250ZM257 110V109H256ZM259 110H261V108H259ZM258 110V111H259ZM252 111H254V110H252ZM115 111H114V113H116ZM233 112V111H232ZM244 112H246L245 110L243 111V113ZM119 113H121V111L119 112ZM118 113V114H119ZM234 113V112H233ZM236 113V112H235ZM242 113V112H241ZM252 113V112H251ZM249 111H248V114L250 115L251 114ZM260 113V112H259ZM259 113H257V114H259ZM146 114V113H145ZM245 114V113H244ZM256 113L254 114V115H257ZM264 114V113H263ZM262 114V115H263ZM116 115H117V113H116ZM121 115V114H120ZM123 115V114H122ZM235 115H237V114H234V116ZM241 115V114H240ZM246 116H247V114H245ZM261 115V114H260ZM178 116V115H177ZM238 116H239V114H238ZM238 116H237V118H238ZM122 117V116H121ZM120 117V118H121ZM126 117H128V116H126ZM144 117V116H143ZM242 117H244V115L242 116ZM241 117V118H242ZM123 118V117H122ZM124 118H125V116H124ZM132 118H134V117H132ZM139 118V117H138ZM194 119V122H192L193 121V119ZM232 118V117H231ZM249 118V117H248ZM247 118V119H248ZM253 117H251L250 119H252ZM127 118H125V120H126ZM148 119V118H147ZM147 119H145V120H147ZM235 119V118H234ZM240 119V118H239ZM245 119V118H244ZM243 119V120H244ZM255 119V118H254ZM139 120V119H138ZM237 120V119H236ZM253 120V119H252ZM179 121V120H178ZM233 121V120H232ZM142 123L144 122V121H141ZM235 122V121H234ZM237 122H238V120H237ZM240 122V121H239ZM142 123H139V122H136V124H142ZM135 124V125H136ZM146 124V123H145ZM144 124V125H145ZM176 124V123H175ZM186 124V125H185ZM147 125V124H146ZM190 125V126H189ZM215 125H222L223 127L221 128V129H219V130H216L215 131V129H214V126ZM264 125V124H263ZM137 126V125H136ZM151 126V127H152ZM256 126V125H255ZM258 126V125H257ZM187 128V129H186ZM255 128V127H254ZM253 129V128H252ZM154 130V129H153ZM175 130V129H174ZM177 130V129H176ZM257 130V129H256ZM24 131V130H23ZM157 131H159V129L157 130ZM165 131V130H164ZM180 131H178L177 130V133L176 134H178ZM262 131V130H261ZM161 132H162V130H161ZM187 132H186V134H187ZM181 133V132H180ZM183 134L185 133V132H182ZM232 133V132H231ZM234 133H236V132H234ZM241 133V132H240ZM124 135V134H123ZM155 135V134H154ZM153 135V136H154ZM185 135V134H184ZM257 135V134H256ZM125 136H127L128 138H131V133L129 132L128 134H126ZM124 136V137H125ZM156 136V135H155ZM230 136V135H229ZM228 136V137H229ZM232 136V135H231ZM235 136H237V135H235ZM259 136V135H258ZM12 137V136H11ZM126 137V138H127ZM186 137V136H185ZM227 137V138H228ZM14 138V137H13ZM234 138V137H233ZM232 138V139H233ZM152 139H154L153 137H152ZM229 139V138H228ZM234 139H236V138H234ZM234 139H233V141H234ZM263 139V138H262ZM155 140V139H154ZM190 140V141H191ZM222 140H224V139H222ZM229 141H230V139H229ZM209 142V141H208ZM226 142V141H225ZM250 142V141H249ZM260 142V141H259ZM229 143V142H228ZM227 142L225 143V144H228ZM230 143H233V142H230ZM240 143H242V142H240ZM194 144V143H193ZM211 144V143H210ZM218 144V143H217ZM222 144H224V142L222 143ZM224 144V145H225ZM234 144V143H233ZM192 145V144H191ZM212 145V144H211ZM210 145V146H211ZM253 145V144H252ZM6 146H9V144L8 145H6ZM193 146V145H192ZM194 146H196V144L194 145ZM191 147V149L194 151H196V150H198V151H201L200 150V148L202 147H200V148H197V147ZM198 146V145H197ZM205 146H206V144H205ZM249 146V145H248ZM247 146V147H248ZM199 147V146H198ZM208 146H206L205 148H207ZM12 147H10V149H11ZM204 148V147H203ZM205 148H204V151H205ZM217 148V147H216ZM218 148H219V146H218ZM245 148V147H244ZM255 148V147H254ZM9 149V148H8ZM13 149V148H12ZM11 149V150H12ZM16 149V148H15ZM202 149V148H201ZM224 149V148H223ZM211 150V149H210ZM225 150V149H224ZM261 150V149H260ZM10 151V150H9ZM15 151V150H14ZM14 151H12V152H14ZM197 151V152H198ZM219 151V150H218ZM206 152H207V150H206ZM213 152V151H212ZM261 152V151H260ZM9 153V152H8ZM15 153V152H14ZM30 153V152H29ZM28 153V154H29ZM203 153L204 152H202V155L201 156H203ZM211 153V152H210ZM263 153H264V151H263ZM2 154H4V152L2 153ZM5 154H7V153H5ZM27 154V155H28ZM206 154V153H205ZM208 154H209V152H208ZM212 154V153H211ZM20 155V154H19ZM18 155V156H19ZM254 155H256V154H254ZM8 156V155H7ZM10 157L8 158V157H5V158H7V160L4 158V160H6V162H5V165H3L4 167H3V170L1 169V171H3V173H4V176L6 175V174H8V175H6V176H10L11 174L10 173H12L15 169H16V167L18 166L17 164L18 163H16L17 161H15V158H18V157H15L14 158V154L13 153H11L10 155H9ZM16 156V155H15ZM22 157H23V155H22ZM22 157H20V158H22ZM26 157V156H25ZM209 157V156H208ZM259 157V156H258ZM260 157H262V156H260ZM24 159V158H23ZM263 159V157L261 158V160ZM19 160V159H18ZM21 160V159H20ZM256 160H258V159H256ZM264 160V159H263ZM0 161H1V159H0ZM22 161V160H21ZM20 161V162H21ZM24 161V160H23ZM264 163V162H263ZM262 163V164H263ZM22 164V163H21ZM20 164V165H21ZM264 166V165H263ZM1 167H2V165H1ZM18 169V168H17ZM259 170V169H258ZM17 171H19V170H17ZM17 171H15V173L17 172ZM10 174V175H9ZM3 175V174H2ZM253 175V174H252ZM254 175H256V174H254ZM11 176H13V175H11ZM7 178V177H6ZM10 178V177H9ZM258 178V177H257ZM260 178V177H259ZM262 178V177H261ZM260 178V179H261ZM1 179V178H0ZM3 179V178H2ZM2 179H1V181H2ZM5 179V178H4ZM10 179H12V177L10 178ZM13 179H14V177H13ZM4 181V183H5V186L3 187V186H0V188L1 187H3V189H0V191L2 192V197H1V199H0V264H16V262H17V256L18 255H16L15 254V250H14V248H13V243H11V241H12V239H14V236H16V234H17V236H18V233H19V235H20V233L21 232H23V233H27L28 234V231H30V230H28L27 228H28V226H27V228H25V226H24V228H22L21 226L20 227H18L19 225H17V227H15V226H13L15 223H13V225L11 224V222H10V220H8L9 222H10V224L13 226L12 228H14L13 230H9L7 227H8V225H4V223H6L7 222V220L5 219L6 217L7 218H9L11 215H9V214H12V213H16V212H18V210L17 209H19V206H17V205H19V203H17V202H20V201H18L17 200V202L15 203V201L13 202V201H11V199L12 198H10V196L11 195H13L12 193H14L13 191L15 190V187H14V184L11 182V180L10 181H8V179H5V180H3ZM2 181V182H3ZM6 181V182H5ZM14 181V180H13ZM262 181V180H261ZM261 181H259L260 183H261ZM16 183V182H15ZM162 184V183H161ZM255 185V184H254ZM262 185V184H261ZM246 186V185H245ZM244 186V187H245ZM255 187V186H254ZM17 188V187H16ZM231 188V187H230ZM243 189V188H242ZM246 189H248V188H246ZM249 189H250V187H249ZM248 189V190H249ZM258 190V189H257ZM17 192V191H16ZM21 192V191H20ZM19 192V193H20ZM258 196L256 197L257 199H255L254 201H256L255 203H253V206H252V211L251 210H248V209H250V207L248 208L247 206H249L248 204H247V206H246V208H247V210H248V212L249 211H251L252 213H254L253 215L252 214H249V213H251V212H245L244 213V216H241L240 218H237V219H235V220H233L234 218L232 217V222H231V224L229 225V227H226L225 229H222V231L220 232V233H218L217 235H218V237L216 236V238H214L213 240H212V242L208 245V247L207 246H205V247H207V249L202 253V255L201 256H199V255H197V256H199V258H197V256H196V258L192 261H181L180 259V261H177L175 264H264V189H262L261 191H259L258 190ZM244 193V192H243ZM15 194H18V193H15ZM230 194V193H229ZM1 196V195H0ZM19 196H21V194L19 195ZM23 196V195H22ZM250 197H252V196H250ZM15 198H16V196H15ZM21 198V197H20ZM24 198V197H23ZM26 198V197H25ZM24 198V203H25V200L27 201V199L28 198H26L25 199ZM29 198H31V197H29ZM39 198V197H38ZM41 199V198H40ZM28 200H30V199H28ZM243 200H244V198H243ZM23 201V200H22ZM21 201V202H22ZM250 201V200H249ZM31 202V201H30ZM48 202V201H47ZM47 202H45L46 204H47ZM23 203V204H24ZM27 203V205H28V203H29V201L28 202H26ZM37 203V202H36ZM41 203H43V202H41ZM44 203V204H45ZM22 204V203H21ZM33 205H34V203H32ZM38 204V203H37ZM43 204V205H44ZM45 204V205H46ZM50 204V203H49ZM251 204V203H250ZM42 205V206H43ZM241 205V204H240ZM34 206H36V204L34 205ZM39 206V205H38ZM51 206V205H50ZM243 206V205H242ZM20 207H21V205H20ZM22 207H23V205H22ZM26 207V206H25ZM30 207H31V204H30ZM30 207H29V210H30ZM44 207V206H43ZM47 207V206H46ZM51 207H53V206H51ZM54 207L56 208V206L54 205ZM154 207V206H153ZM240 207V206H239ZM34 208V207H33ZM36 208V207H35ZM42 208V207H41ZM45 208V207H44ZM27 209H28V207H27ZM27 209L25 210L26 212H28L27 211ZM40 209V208H39ZM46 209H48V207L47 208H45V211H44V213L46 212ZM53 209V208H52ZM144 209V208H143ZM240 209V208H239ZM17 210V211H16ZM23 210V209H22ZM22 210H19V211H21V213H22ZM54 210V209H53ZM246 210V211H247ZM24 211V212H25ZM30 211H32V208H31V210ZM38 211V210H37ZM37 211L36 210H34L33 211V213H32V217H33V215L35 214V215H37L38 213H37ZM43 211V210H42ZM41 211V212H42ZM49 211V210H48ZM52 211V210H51ZM242 211V210H241ZM35 212V213H34ZM38 212H40V211H38ZM55 212H58V211H55ZM14 213V214H15ZM44 213H42L43 214V216H44ZM50 213V212H49ZM49 213L47 214V215H49ZM53 214H54V212H52ZM51 213V214H52ZM246 213H248V214H246ZM14 214H13V216H14ZM17 214V213H16ZM52 214V215H53ZM56 214H58V213H56ZM55 214V215H56ZM243 214V213H242ZM7 215H9V217L7 216ZM18 216H20L19 215V212H18V214H17ZM21 215H23V213L21 214ZM46 215V217H48ZM60 215V214H59ZM58 215V216H59ZM6 216V217H5ZM12 216V217H13ZM29 216H31V215H29ZM38 216V215H37ZM39 216H41V214H39ZM42 216V217H43ZM62 216H65V215H63L62 214ZM67 216V215H66ZM65 216V217H66ZM68 216H70V215H68ZM67 216V217H68ZM22 217V220H21V222L24 220L23 219V216H21ZM21 217H18V218H21ZM26 218H29V217H27V216H25ZM24 217V218H25ZM54 217L55 216H53V219H54ZM60 217V216H59ZM65 217H63V218H65ZM159 217V216H158ZM162 217V216H161ZM236 217V216H235ZM14 218H17V217H14ZM17 218V219H18ZM49 218V217H48ZM56 218H58V217H55V220H56ZM62 218V217H61ZM71 218V217H70ZM40 219V218H39ZM47 219V218H46ZM50 219V218H49ZM160 219V218H159ZM165 219V218H164ZM163 219V220H164ZM167 219V218H166ZM28 220V219H27ZM30 220V219H29ZM34 220H38V219H34ZM41 220V219H40ZM39 220V221H40ZM6 221V222H5ZM46 221H48V220H46ZM61 221H62V219H61ZM60 221V222H61ZM63 221H65V223L68 221H66V220H63ZM152 221V220H151ZM20 222V223H21ZM26 222H28V221H25V222H22V223H25V224H27ZM30 222V221H29ZM38 222V221H37ZM58 222H59V220H58ZM57 222V223H58ZM60 222H59V224H60ZM31 223H32V221H31ZM44 223V222H43ZM42 223V224H43ZM52 223V222H51ZM71 223H73V221L71 222ZM229 223V222H228ZM17 224V223H16ZM30 223H28L27 225H29ZM34 224H36V223H33V225ZM42 224H39L38 223V225L42 228ZM45 224V223H44ZM48 224V223H47ZM50 224V223H49ZM59 224H58V226H59ZM69 224V223H68ZM154 224V223H153ZM160 224V223H159ZM166 224V223H165ZM184 224V223H183ZM182 224V225H183ZM215 224V223H214ZM31 225V224H30ZM37 225V224H36ZM51 225V224H50ZM53 225H56V224H53ZM71 225V224H70ZM47 226V225H46ZM69 226V225H68ZM67 225L66 226H63V227H68ZM72 226V225H71ZM142 226V225H141ZM154 226V225H153ZM185 226V225H184ZM227 226V225H226ZM33 227V226H32ZM38 227V226H37ZM73 227H76V226H74L73 225ZM156 227V226H155ZM179 227H181V225L179 226ZM183 227V226H182ZM182 227H181V230H182ZM30 228V227H29ZM35 228V227H34ZM33 228V229H34ZM39 228V227H38ZM45 228V227H44ZM70 228V227H69ZM72 228V227H71ZM70 228V230H72V229H74V228H72L71 229ZM78 228V227H77ZM146 228V227H145ZM177 228V227H176ZM220 228V227H219ZM223 228V227H222ZM227 228H229V229H227ZM50 228H48V230H49ZM54 229H55V227H54ZM58 228H56V230H57ZM62 229V228H61ZM60 229V230H61ZM68 229V228H67ZM150 229V228H149ZM32 230V229H31ZM38 230L39 229H37V231L36 232H34L35 234L37 233V235L39 234L38 233ZM41 230V229H40ZM80 230V229H79ZM157 230V229H156ZM166 230V229H165ZM176 230V229H175ZM185 230V229H184ZM183 230V231H184ZM190 230V229H189ZM220 230H221V228H220ZM220 230H218V231H220ZM52 231V230H51ZM66 230H63V232H65ZM78 231V230H77ZM77 231H74L75 233L77 232ZM151 231V230H150ZM154 231V230H153ZM215 231H217V230H215ZM217 231V232H218ZM31 233H32V231H30ZM83 232V231H82ZM82 232H81V234H82ZM152 232V231H151ZM189 232V231H188ZM216 232V233H217ZM50 234H51V232H49ZM48 233V234H49ZM55 233H57V232H55ZM61 233V232H60ZM69 233V232H68ZM71 234H72V231L70 232ZM70 233H69V238H72L71 236H70ZM78 233V232H77ZM156 233V232H155ZM26 234V235H27ZM33 234V233H32ZM31 234V235H32ZM44 234H46V236L47 237H49L48 235H47V233L44 231ZM58 234V233H57ZM56 234V235H57ZM66 234H67V232H66ZM164 234V233H163ZM192 234V233H191ZM215 234V233H214ZM14 235V236H13ZM21 235H22V233H21ZM26 235H25V237H26ZM34 235V234H33ZM40 235H41V233H40ZM52 235V234H51ZM51 235H50V238H51ZM54 235V234H53ZM53 235H52V238H53ZM68 235V234H67ZM186 235V234H185ZM17 236H16V238H17ZM28 236V235H27ZM35 236V235H34ZM34 236H33V238H31V240L32 239H34L35 241H36V239L34 238ZM60 236V235H59ZM63 236V235H62ZM61 236V237H62ZM140 236V235H139ZM141 236H143V235H141ZM155 236V235H154ZM163 236V235H162ZM178 236V235H177ZM11 237H13L12 239H11ZM21 237V236H20ZM22 237H23V235H22ZM21 237V238H22ZM30 237H32V236H30ZM43 237V236H42ZM44 237H45V235H44ZM66 237V236H65ZM75 237V236H74ZM145 237V236H144ZM155 237H157V235L155 236ZM154 237V238H155ZM166 237V236H165ZM164 237V238H165ZM186 237V236H185ZM15 238V239H16ZM21 238H17V239H21ZM49 238V239H50ZM58 238H60V237H58ZM67 238V237H66ZM161 238V237H160ZM182 238V237H181ZM186 238H188V237H186ZM41 238H39V236H38V242L40 241V243H41V240H40ZM44 239V238H43ZM61 239V238H60ZM63 239H65V238H63ZM163 239V238H162ZM212 239V238H211ZM22 240V239H21ZM26 240V239H25ZM24 240V241H25ZM28 240V239H27ZM45 240V239H44ZM47 240H48V238H47ZM46 240V241H47ZM54 240H55V238H54ZM68 240H70V239H68ZM67 240V241H68ZM72 240V239H71ZM74 240V239H73ZM157 240V239H156ZM191 240H192V238H191ZM18 241V240H17ZM29 241V240H28ZM58 241H59V239H58ZM61 241V240H60ZM151 241V240H150ZM190 241V240H189ZM206 241V240H205ZM13 242H16L15 240H13ZM21 242H23V241H21ZM30 243H32L31 241H29ZM43 242V241H42ZM62 242V241H61ZM63 242H65V241H63ZM71 242H73V243H71ZM156 242V241H155ZM158 242V241H157ZM188 242V241H187ZM191 242V241H190ZM17 243V242H16ZM30 243H28L29 245H30ZM37 243V241L35 242V245H38V244H36ZM53 243V242H52ZM58 243V242H57ZM57 243H55V244H57ZM152 243V242H151ZM206 243H207V241H206ZM19 245L21 244V243H18ZM23 244H25V242L23 243ZM23 244H21V245H23ZM34 244V243H33ZM32 244V245H33ZM45 244H47V243H45ZM49 245H50V243H48ZM47 244V246L45 245V247L44 248H46V247H48L49 245ZM54 244V243H53ZM70 244H75V242L74 241H70ZM69 244V245H70ZM78 244V243H77ZM147 244V243H146ZM150 244V243H149ZM16 245V244H15ZM26 246H27V244H25ZM40 245H42V244H40ZM44 245V244H43ZM85 245V244H84ZM205 245V244H204ZM207 245V244H206ZM17 246V245H16ZM26 246H25V249H26ZM31 246V245H30ZM30 246H28V249H31V248H34V246L33 247H31L30 248ZM39 246V245H38ZM53 246V245H52ZM57 246V245H56ZM59 246V245H58ZM62 246H63V243H62ZM66 246H68V245H66ZM66 246H63V247H66ZM71 246V245H70ZM69 246V247H70ZM152 246V245H151ZM194 246V245H193ZM18 247V246H17ZM24 247V246H23ZM22 247V248H23ZM42 247L43 246H41V248L39 249L40 251L41 250H43L42 249ZM55 247V246H54ZM54 247H50V250H51V248H54ZM62 247V248H63ZM73 247V246H72ZM75 248H76V246H74ZM73 247V248H74ZM108 247V246H107ZM18 248H20V247H18ZM18 248H16L17 250H18ZM59 248V247H58ZM57 248V249H58ZM61 248V247H60ZM61 248V249H62ZM67 248V247H66ZM75 248H74V250H75ZM78 248V247H77ZM76 248V249H77ZM104 248V247H103ZM126 248V247H125ZM124 248V249H125ZM195 248V247H194ZM35 249H36V247H35ZM61 249H60V251H61ZM72 249V248H71ZM71 249H69V250H71ZM80 249V248H79ZM146 249V248H145ZM158 249V248H157ZM156 249V250H157ZM187 249H189V247L187 248ZM22 250V249H21ZM21 250H19V251H21ZM24 250V249H23ZM33 250V249H32ZM31 250V251H32ZM66 250V249H65ZM65 250H62L61 251V253L60 254H62V252L63 251H65ZM67 250H68V248H67ZM78 250V249H77ZM106 250V249H105ZM143 250V249H142ZM154 250H155V248H154ZM159 250V249H158ZM165 250V249H164ZM196 250V249H195ZM201 250V249H200ZM37 251V250H36ZM46 250H44V252H45ZM49 250H47V252H48ZM146 251H148V250H146ZM162 251V250H161ZM176 251V250H175ZM194 251V250H193ZM192 251V252H193ZM34 252V251H33ZM39 251H37V252H35V253H38ZM44 252H42L43 254H44ZM52 252V251H51ZM57 252H58V250H57ZM67 252V251H66ZM80 252V251H79ZM78 252V253H79ZM83 252V251H82ZM82 252H80V253H82ZM99 252V251H98ZM130 252V251H129ZM143 252V251H142ZM145 252V251H144ZM149 252H150V250H149ZM148 252V253H149ZM152 252H154L153 250H152ZM159 252V251H158ZM157 252V254H160V253H158ZM165 252V251H164ZM17 253V252H16ZM19 253V252H18ZM46 253V252H45ZM59 253V252H58ZM63 253H65V252H63ZM72 253H73V251H72ZM74 253H75V251H74ZM91 253V252H90ZM105 253V252H104ZM121 253V252H120ZM119 253V254H120ZM146 253V252H145ZM147 253V254H148ZM151 253V252H150ZM156 253V252H155ZM162 253H163V251H162ZM162 253H161V255L160 256H162V257H160L162 260H164L163 262H164V264L166 263V264H173V263H170V262H172V257L173 256H171L170 254H168V252L166 251L165 253H163V255H162ZM173 253V252H172ZM39 254H40V252H39ZM43 254H41V255H43ZM54 254V253H53ZM52 254V255H53ZM60 254H59V256H60ZM77 254V253H76ZM83 254H85V253H82V255ZM147 254H144L145 256L147 255ZM156 254V255H157ZM179 254H180V252H179ZM196 254H198V253H196ZM201 254V253H200ZM20 256H21V258H23V256L21 255V254H19ZM28 255V254H27ZM45 255H47V254H44V256ZM52 255H48V256H52ZM66 255V254H65ZM70 255H71V253H70ZM78 255V254H77ZM95 255V253L93 254V256ZM97 255V254H96ZM103 255V254H102ZM111 255V254H110ZM116 255V254H115ZM122 255H124V257L122 256ZM122 255H119V256H121L120 258H126L125 257V255L126 254H122ZM143 255V254H142ZM153 256L155 255V254H152ZM155 255V256H156ZM176 255V254H175ZM57 256V257H56ZM55 257L56 258H58V254L56 255ZM63 256V255H62ZM80 257H81V255H79ZM86 256V255H85ZM87 256H88V254H87ZM90 256H92V254L90 255ZM98 256V255H97ZM106 256L107 255H105V258H106ZM114 256V255H113ZM153 256H149V254H148V258L147 259H149V260H151V257H153ZM158 256V255H157ZM24 257H26L25 255H24ZM29 257H31V256H28V258ZM34 257V256H33ZM32 257V258H33ZM37 257V256H36ZM42 257V256H41ZM40 257V258H41ZM53 257H54V255H53ZM54 257V258H55ZM66 257H68V256H66ZM83 257V256H82ZM96 257V256H95ZM99 257H101L102 258V256H98V257H96V258H99ZM103 257H104V255H103ZM109 257V256H108ZM116 257V256H115ZM131 257H132V255H131ZM134 257V256H133ZM184 257H185V255H184ZM192 257V256H191ZM55 258V259H56ZM77 258L78 257H76V255H71V257H68V258H65V259H61V257H60V259H61V261L62 262H65L66 260H68L69 262H74L75 261V263H76V261H78V262H80L79 260H77ZM95 258V259H96ZM142 258V257H141ZM183 258V257H182ZM181 258V259H182ZM187 258V257H186ZM194 258V257H193ZM26 259H27V257H26ZM34 259H36V258H34ZM37 259H39V257H37ZM37 259H36V261H37ZM42 259H45V258H42ZM49 259H50V257H49ZM59 259V258H58ZM58 259L57 260H55V261H58ZM92 259V258H91ZM95 259H94V261H93V259L91 260V261H93V262H95ZM103 259V258H102ZM109 259V258H108ZM140 259V258H139ZM159 259V258H158ZM174 259V258H173ZM191 258H189V260H190ZM30 260V259H29ZM32 260V259H31ZM30 260V261H31ZM53 260V259H52ZM51 260V261H52ZM85 260L87 261V258H85ZM104 260V259H103ZM116 260H118V259H116ZM127 260H129V259H127ZM137 261H138V259H136ZM142 260V259H141ZM153 260L154 259H152L151 261H150V263H154L155 264V262H153ZM156 260V259H155ZM160 260V259H159ZM162 260L160 261L161 262V264H163L162 263ZM176 260H178V259H176ZM175 260V261H176ZM183 260V259H182ZM34 261V260H33ZM55 261H54V264H55ZM61 261H60V264H61ZM67 261V262H68ZM84 261V260H83ZM102 261V260H101ZM105 261H106V259H105ZM105 261H103V263L105 262ZM108 261V263L110 262L109 260H107ZM114 261V260H113ZM143 261V260H142ZM174 261V260H173ZM174 261V262H175ZM32 262V261H31ZM30 262V263H31ZM41 262V261H40ZM40 262H38V263H31V264H40ZM68 262V263H69ZM97 262H99V260H97ZM123 262V260L121 261V262H119L120 264ZM139 262V261H138ZM137 262V263H138ZM145 262V261H144ZM158 262L159 261H157V264H158ZM46 263H50V262H47L46 261ZM52 263H53V261H52ZM52 263H50V264H52ZM59 262H57V264H58ZM67 263V264H68ZM74 263V264H75ZM81 263V262H80ZM102 263V262H101ZM107 263V262H106ZM105 263V264H106ZM132 263V262H131ZM134 263V262H133ZM140 263H141V261H140ZM140 263H138V264H140ZM146 263V262H145ZM19 264V263H18ZM21 264V263H20ZM42 264V263H41ZM63 264V263H62ZM66 264V263H65ZM73 264V263H72ZM82 264V263H81ZM86 264H87V262H86ZM93 264V263H92ZM97 264V263H96ZM99 264V263H98ZM117 264H118V262H117ZM130 264V263H129ZM141 264H143V263H141ZM147 264V263H146ZM160 264V263H159Z\"/></svg>",
  "mask_w": 264,
  "mask_h": 264
}]
</instances>
